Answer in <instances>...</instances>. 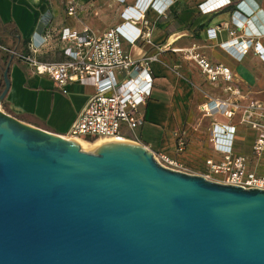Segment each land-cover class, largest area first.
Returning <instances> with one entry per match:
<instances>
[{"label":"water","instance_id":"water-1","mask_svg":"<svg viewBox=\"0 0 264 264\" xmlns=\"http://www.w3.org/2000/svg\"><path fill=\"white\" fill-rule=\"evenodd\" d=\"M0 264H264V191L171 170L134 142L86 153L0 110Z\"/></svg>","mask_w":264,"mask_h":264},{"label":"crops","instance_id":"crops-1","mask_svg":"<svg viewBox=\"0 0 264 264\" xmlns=\"http://www.w3.org/2000/svg\"><path fill=\"white\" fill-rule=\"evenodd\" d=\"M67 1L74 2L73 16L67 14ZM135 1L125 0L122 4L118 0H0V94L7 67L10 81L4 99L6 113L41 130L67 137L76 117L95 93L94 87L70 83L61 90L47 75L36 74L28 63L8 51L28 54L31 35L39 38L49 35L36 59L61 63L65 58L58 43L59 31L68 28L80 32L87 28L100 36L119 26L123 22L121 13ZM161 1L159 7L164 3ZM203 2L170 0L164 14L150 9L145 13L150 44L122 43L133 59L156 56L157 61L150 64L152 87L145 105L140 107L143 123L133 131L121 126V135L154 154L165 155L186 173L198 176L206 171L207 160L217 162L220 158L209 141L213 124L234 126L233 150L249 159H253L254 133L240 123L238 116L226 119L200 110L217 98L225 100L227 95L222 86L208 82L195 62L185 59V55L200 54L211 64L227 66L238 81L243 103L264 100V62L253 50L236 61L221 46L230 39L229 32L235 31L236 36L259 39L264 48V0H231L230 5L207 14L200 12L199 5ZM208 29L216 30L214 39L208 38ZM177 132H182L186 139L181 153L175 147ZM257 163L258 172L264 174V157Z\"/></svg>","mask_w":264,"mask_h":264},{"label":"built area","instance_id":"built-area-1","mask_svg":"<svg viewBox=\"0 0 264 264\" xmlns=\"http://www.w3.org/2000/svg\"><path fill=\"white\" fill-rule=\"evenodd\" d=\"M118 1L125 3V0ZM159 1L136 0L135 4L121 13L123 22L100 36L87 28L80 32L63 28L58 33L60 51L65 58L61 63L42 62L36 59V55L47 43L49 35L41 38L36 34L31 35L28 54L8 51L13 57L28 63L36 74L47 75L61 90L70 83H88L94 87L95 93L76 117L67 138L85 140L96 137L124 142L126 140L121 135V126L133 131L142 125L140 107L145 105L150 95L153 82L150 64L157 61V58L145 56L133 59L124 51L122 43L126 42L133 46L144 41L150 44V31L147 29L145 13L150 9H158L160 14H164L170 0H164L161 7L158 6ZM230 3L231 0H204L199 9L201 13L207 14ZM67 5V14L73 16L74 2L67 1ZM207 34L209 39H214L216 30L208 29ZM235 34V31H230V39L221 46L225 47L236 61H241L249 50H253L264 62V48L259 39ZM185 59L194 61L207 81L222 86L223 92L227 95L225 100L217 98L209 105L202 106L200 110L208 115L217 113L226 119L238 116L240 123L254 133L251 151L255 161L235 154L234 126L213 124L209 130V141L220 158L217 162L207 160L206 171L201 176L223 185L264 191V174L257 170V162L264 157V100L243 103L244 96L238 81L227 66L211 64L200 54L187 53ZM175 135L176 151L181 153L185 149L186 139L182 132ZM153 156L160 165L186 173L181 165L165 155L153 153Z\"/></svg>","mask_w":264,"mask_h":264},{"label":"bare ground","instance_id":"bare-ground-1","mask_svg":"<svg viewBox=\"0 0 264 264\" xmlns=\"http://www.w3.org/2000/svg\"><path fill=\"white\" fill-rule=\"evenodd\" d=\"M76 141L80 146L81 148L83 149H86V146L89 145L90 146V149H93L95 148L97 145H99L100 143H103V142H108V140H97L95 141L94 143L90 144V143H87L86 141L84 140H74Z\"/></svg>","mask_w":264,"mask_h":264},{"label":"rangeland","instance_id":"rangeland-1","mask_svg":"<svg viewBox=\"0 0 264 264\" xmlns=\"http://www.w3.org/2000/svg\"><path fill=\"white\" fill-rule=\"evenodd\" d=\"M0 110L6 113V109H5V107H4L3 105H1V104H0ZM6 114H8V113H6ZM89 139H91L92 141H88L87 139H85L84 141H86L87 143L92 144V143H94V142L97 141V140H103V139H98V138H96V137H89ZM81 149H82V148H81ZM82 151H83V152H86V153H91L92 149H90V146L87 145V146H86V149L83 148Z\"/></svg>","mask_w":264,"mask_h":264},{"label":"trees","instance_id":"trees-1","mask_svg":"<svg viewBox=\"0 0 264 264\" xmlns=\"http://www.w3.org/2000/svg\"><path fill=\"white\" fill-rule=\"evenodd\" d=\"M1 105L4 106V101L0 103ZM88 141H92L91 139L87 138Z\"/></svg>","mask_w":264,"mask_h":264}]
</instances>
